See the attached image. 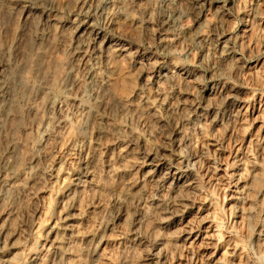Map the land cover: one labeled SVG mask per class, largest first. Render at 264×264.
Segmentation results:
<instances>
[{
    "label": "rangeland",
    "instance_id": "rangeland-1",
    "mask_svg": "<svg viewBox=\"0 0 264 264\" xmlns=\"http://www.w3.org/2000/svg\"><path fill=\"white\" fill-rule=\"evenodd\" d=\"M96 1L0 0V78L11 63L28 84L0 138L17 139L0 163V264H264V0ZM86 16L103 37L79 61L68 33ZM91 67L108 83L99 132L79 105Z\"/></svg>",
    "mask_w": 264,
    "mask_h": 264
},
{
    "label": "bare ground",
    "instance_id": "bare-ground-1",
    "mask_svg": "<svg viewBox=\"0 0 264 264\" xmlns=\"http://www.w3.org/2000/svg\"><path fill=\"white\" fill-rule=\"evenodd\" d=\"M32 1H34V0H32ZM98 1V0H97ZM96 1V2H97ZM104 1V0H103ZM122 1V0H121ZM149 1V0H148ZM28 2V0H25V3H27ZM99 2V1H98ZM101 2V1H100ZM99 2V3H100ZM105 2H106V0H105ZM127 2V1H126ZM136 2V1H135ZM103 3V2H102ZM142 3V2H141ZM140 3V4H141ZM170 3V2H169ZM94 4V3H93ZM106 4L107 3H103V4H101L100 6H98V7H96L95 8V10H94V12H96V11H100V10H103L105 7H106ZM140 4H137L138 5V9H140ZM25 5V4H24ZM28 4H26L25 5V7H28L27 6ZM117 5V4H116ZM121 5V4H120ZM119 5V6H120ZM134 5V4H133ZM176 5V4H175ZM204 5V3H203V0H202V2H200V3H198V6L199 7H202ZM122 6V5H121ZM195 6V5H194ZM30 7V6H29ZM90 7V6H89ZM93 7V6H92ZM95 7V6H94ZM171 7V6H170ZM24 8V7H23ZM119 8V7H118ZM162 8V7H161ZM28 9V8H27ZM31 9V8H30ZM88 9V8H87ZM94 9V8H93ZM106 9V8H105ZM168 9V8H167ZM166 9V11H164L163 12V14H162V16H161V18H160V20H161V22H162V24L166 27V29L165 30H167V31H169L170 29H172V27L174 26V24L177 22L176 20H178V17H179V13H181V12H179V11H176V10H174V9H170V10H167ZM179 9V8H178ZM85 10V9H84ZM119 10V9H118ZM10 11V10H9ZM34 10H32V12H33ZM124 11V10H123ZM131 11V10H130ZM185 11V10H184ZM197 11V10H196ZM199 11V10H198ZM201 11V10H200ZM91 12H92V10H91ZM150 12V11H149ZM26 16H25V19H23V20H26L29 16V18H31V11L30 10H27L26 12ZM107 13V12H106ZM199 13V12H198ZM94 14V13H93ZM136 14V13H135ZM132 15L133 14H131L130 12H128L127 14H126V16H128V17H130L131 18V20L135 23V25L137 24L138 26H140V21H138V20H136V19H134L133 17H132ZM90 16H86L85 17V19L77 26V28H76V25H75V32L74 31H72V32H69L68 34L70 35V41H69V45H68V47L71 49V54L73 55V57L74 58H77V59H79V61H81L82 59H84L85 58V56H87V53L91 50V51H97L98 50V39L99 38H101V37H103L102 35H101V33H100V31L97 29V28H95V26L91 23V21H90ZM22 20V19H21ZM22 20V21H23ZM30 20V19H29ZM115 20V19H114ZM147 20V19H146ZM21 21V22H22ZM25 22V21H24ZM24 22H22V23H24ZM27 22V21H26ZM26 23H24L23 24V26L25 25ZM198 24V23H197ZM199 25V24H198ZM56 26V25H55ZM143 26V25H142ZM140 28V27H139ZM21 29H22V27H21ZM61 31L60 32H62V33H66V35H67V32H66V30L68 29L65 25H63V26H61V28H59ZM46 30V29H45ZM173 30V29H172ZM171 30V31H172ZM175 30V29H174ZM173 30V31H174ZM47 32V31H46ZM46 32L44 31V28H43V30H36L35 32H34V34H33V36H31V37H33V41H32V43H33V45H32V51L34 52V53H37V54H41V53H43V52H45L46 50H45V48L43 47V42H44V40H45V38L46 37H48V36H46ZM22 33V32H21ZM59 33V32H58ZM19 34V33H18ZM47 34H49V33H47ZM60 34V33H59ZM31 35H32V32H31ZM17 36V35H16ZM22 36V35H21ZM67 36H65L64 37V39L66 38ZM19 38V37H18ZM47 39V38H46ZM63 39V38H62ZM62 40V41H64L63 43L66 45V40ZM68 39V38H67ZM103 39V38H102ZM48 40V39H47ZM53 40V39H52ZM46 41V40H45ZM106 41H107V43H108V46L104 49V47L101 45V47H103L102 48V50L104 49V52H105V54H107L108 52H110V53H113V55H116V56H119V55H122V54H124V50L125 49H122L121 47H119V45L117 44V43H115V42H113L112 41V39H109V38H106ZM66 42V43H65ZM103 41L101 40V42L100 43H102ZM21 43H22V41H21ZM20 43V41L19 40H16L15 42H13V45H12V49H13V47H14V52L13 53H19V49H18V51L16 50L17 49V47L21 44ZM24 43V42H23ZM31 43V44H32ZM45 45V44H44ZM165 45V44H164ZM121 46V45H120ZM30 47V46H29ZM65 47V46H64ZM19 48H20V46H19ZM26 48V47H25ZM10 49V48H9ZM15 50L17 51V52H15ZM23 50H24V48H23ZM223 50H224V48H223ZM68 51H69V49H68ZM1 52V51H0ZM5 52H6V50H5ZM103 52V51H102ZM3 53V52H2ZM12 53V54H13ZM89 54H90V52H89ZM94 54V53H93ZM36 55V54H35ZM43 55V54H42ZM98 55V54H97ZM102 55V54H101ZM40 56V55H39ZM91 56H92V54H91ZM99 56V55H98ZM103 56V55H102ZM106 56V55H105ZM105 56H103L104 58H105ZM14 57H17L16 55L14 56ZM41 57V56H40ZM72 57V58H73ZM27 58V57H26ZM97 58V57H96ZM23 59V58H22ZM25 59V58H24ZM86 59H87V57H86ZM92 59H93V57H92ZM91 59V60H92ZM95 59V58H94ZM91 60H90V62H91ZM76 61V60H75ZM78 61V62H79ZM105 61H107V60H105ZM125 61V60H124ZM11 62V61H10ZM24 62H26V60L24 61ZM24 62H22L24 65L28 62H26V63H24ZM97 62V61H96ZM71 63V62H70ZM83 64H84V62H82ZM10 64V67L11 68H8L7 69V71L2 75V78H0L1 79V81H2V85H1V87H0V138H1V136L2 137H4V133H5V131H6V127H7V124H8V122H10L11 120H15L16 121V112H14V110H13V108H16V107H18L19 105H21L22 103H23V101H24V99H25V97H26V93L24 94L22 91H21V88H22V86L23 85H28L27 84V82L24 80V78H23V70L21 71H14L13 70V68H12V66H11V63H9ZM22 64V65H23ZM83 64H81L84 68H85V66L87 67V65H86V63L83 65ZM95 64V63H94ZM133 64H135V66H139L140 67V69H141V71L139 72V73H137V77L138 78H140V76H141V74L143 73V71H144V66H145V64H143V63H141V62H138V61H134L133 62ZM27 65L28 64H26V67H27ZM80 65V64H79ZM17 66V65H16ZM89 66V65H88ZM20 69H22L21 68V66H18ZM22 67H24L23 69H25L26 67L25 66H22ZM77 67H79V66H77ZM76 67V68H77ZM80 68V67H79ZM27 69V68H26ZM69 69V68H68ZM68 69H67V71H68ZM86 69V68H85ZM98 69V68H97ZM74 70V68L72 67L67 73H66V75H65V77H66V83H64L65 85L63 86V84H62V86L63 87H65V89L70 85L69 84V82H68V80H69V78L70 77H72L73 79H72V81L73 80H75L74 78V76H71L72 75V73H74V72H76L77 73V71L75 70V71H73ZM78 70V69H77ZM94 69L91 67V68H89L88 69V71L87 72H85V73H87V78L89 77L90 79H86V80H89V85H87V86H89V87H86V88H88L87 89V91H86V99L85 100H83L82 102H81V104H79L80 102H78V104L80 105V110H81V112L84 114V115H86V117L87 118H92V120L94 121L93 123L95 124V129H96V132H99L100 131V125L102 126V124H101V122L102 121H104L103 119H104V114L102 113V111H101V108L102 107H104L103 105H105L106 104V100H108V97L109 96H107L108 94H107V86H108V83H107V80L105 79V77L102 75L101 77H98L95 73H96V71L94 72L93 71ZM96 70V69H95ZM26 71V70H25ZM65 71V70H64ZM42 72H43V70H42ZM79 72V71H78ZM99 72V71H98ZM97 72V73H98ZM39 73V72H38ZM182 73V72H181ZM63 74V73H62ZM80 74V73H79ZM168 74H170V73H163L162 74V76L160 77L161 79L160 80H162V82L164 81V82H168L169 80L168 79H170V81H171V79H173L177 74H175V76L174 75H172L171 74V76L169 77V75ZM183 74L185 75V76H190L187 72H183ZM38 75V74H37ZM84 75H83V77H85ZM100 76V75H99ZM38 78V77H37ZM179 78V77H178ZM177 78V79H178ZM34 79H36V78H34ZM31 80V79H30ZM64 81H65V79H63ZM85 80V79H84ZM29 81V80H28ZM61 81V80H60ZM69 81H71V78H70V80ZM72 81H71V83H72ZM78 81V80H77ZM30 82V81H29ZM110 82V81H109ZM161 82V83H162ZM163 82V83H164ZM34 83H36V82H34ZM41 83V82H40ZM77 83V82H76ZM84 83H87V82H84ZM153 83V82H152ZM38 84V83H37ZM36 84V85H37ZM43 84V83H42ZM41 84V85H42ZM72 84H74V83H72ZM88 84V83H87ZM155 84H157V82H154V85ZM159 84V83H158ZM157 84V85H158ZM13 85V86H12ZM25 85V86H26ZM36 85H35V87H36ZM45 86V85H44ZM161 86V85H160ZM176 86V85H175ZM12 87V88H11ZM27 87V86H26ZM43 87V86H42ZM70 87H71V85H70ZM46 88V87H45ZM45 88H43V89H45ZM72 88V87H71ZM47 89V88H46ZM51 89V88H50ZM35 90V89H34ZM38 90V89H37ZM61 90V89H60ZM80 90V89H79ZM144 90V89H143ZM69 91V90H68ZM159 91V90H158ZM58 92H59V90H58ZM64 92H66V91H64ZM160 92V91H159ZM63 93V92H62ZM31 94V93H30ZM82 94V93H81ZM84 95V96H85ZM80 97H81V95H79ZM158 97V96H157ZM49 98V97H48ZM152 98V97H151ZM33 99V98H32ZM50 99L51 100H53L51 97H50ZM49 99V100H50ZM78 100V99H77ZM61 101V100H60ZM26 102V101H25ZM50 102V101H49ZM156 102V101H155ZM155 102L154 101H151V99L147 96L146 97V95L145 96H142V103L143 104H145L146 105V107L148 106L150 109H152L153 107L155 108L157 105L155 104ZM158 103V102H157ZM77 104V105H78ZM126 104V103H125ZM128 104V103H127ZM140 104V103H139ZM50 105H52V106H55V100H53V101H51V103H50ZM144 105V106H145ZM56 107V106H55ZM146 107H144V108H146ZM147 107V108H148ZM161 107V106H160ZM163 107V106H162ZM168 107V106H167ZM167 107H166V110H167ZM79 108V107H78ZM128 105H124V107L122 108V110H121V112H127L128 113ZM146 108V109H147ZM149 109V110H150ZM156 109H158V106H157V108ZM160 110V109H159ZM154 111V110H153ZM161 111V110H160ZM164 112H166L165 110H163ZM155 112H157V111H155ZM134 113V112H133ZM82 114V115H83ZM164 114V113H163ZM167 113H165L164 115H163V118H162V121H165V119L167 118V115H166ZM125 115V114H124ZM124 115H123V117H124ZM127 115V114H126ZM125 115V116H126ZM18 116V115H17ZM128 116H129V114H128ZM162 116V115H161ZM127 117V116H126ZM168 117H170V116H168ZM135 119V118H134ZM47 121H48V119H47ZM118 121V120H117ZM89 122V121H88ZM10 125V124H9ZM127 126V125H126ZM131 126V125H130ZM9 127V126H8ZM86 128V127H85ZM12 129V128H11ZM130 129V128H129ZM9 130H10V127H9ZM130 131V130H129ZM9 133V132H8ZM8 133H7V135H8ZM13 133V132H12ZM98 135H99V133H98ZM120 137V136H119ZM8 138L9 139H4V140H6V142L4 143V145H3V147L2 148H0V163L1 162H4V167H8V169L10 168L11 169V165H9V159L11 158V155H13V152H14V149H15V147H16V145H17V139L16 138H14L13 136H8ZM1 145V144H0ZM18 156V155H17ZM14 157V156H13ZM153 158V157H152ZM151 158V160L149 161V164L148 165H153V161L155 162V160H153ZM150 159V158H149ZM156 163V162H155ZM3 163H1V165H2ZM157 164V163H156ZM157 166V165H156ZM14 169V168H13ZM6 172V171H5ZM82 177H87L88 175H89V171L88 170H86V169H84L83 171H82ZM81 174H79V175H81ZM79 183V182H78ZM81 184V183H80ZM12 192V191H11ZM0 196H2L1 194H0ZM72 202V201H71ZM65 227V226H64ZM12 233V232H11ZM61 234V233H60ZM17 235V234H16ZM63 238V237H62ZM14 241V240H13ZM13 243V242H12ZM55 246H56V250H57V253H59V254H64V248H63V241L62 240H57V238H56V241H55ZM10 245H12V244H10ZM13 248V247H12ZM67 252V251H66ZM60 260V259H59Z\"/></svg>",
    "mask_w": 264,
    "mask_h": 264
}]
</instances>
